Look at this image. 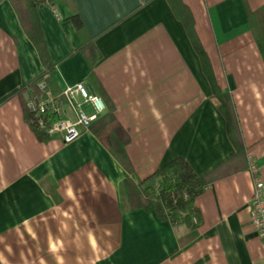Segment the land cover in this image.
Instances as JSON below:
<instances>
[{"label": "crops", "instance_id": "crops-1", "mask_svg": "<svg viewBox=\"0 0 264 264\" xmlns=\"http://www.w3.org/2000/svg\"><path fill=\"white\" fill-rule=\"evenodd\" d=\"M181 1L218 88L229 94L241 155L168 0H70L37 12L60 91L77 82L92 94L97 88L74 51L82 38L73 8L94 37V76L129 136V173L90 129L68 143L60 134L36 137L25 118L30 93L20 90L43 64L11 2L0 0V264H264L249 171L252 162L264 183V61L247 16L264 24V0ZM176 157L210 177L195 199L201 224L189 242L186 225L130 208L120 187Z\"/></svg>", "mask_w": 264, "mask_h": 264}, {"label": "trees", "instance_id": "trees-1", "mask_svg": "<svg viewBox=\"0 0 264 264\" xmlns=\"http://www.w3.org/2000/svg\"><path fill=\"white\" fill-rule=\"evenodd\" d=\"M9 1L17 14L23 30L37 49L43 64V71L31 79L20 91L25 92L28 90L30 95L50 94L64 102V96L57 88L52 77L54 64L47 53L45 38L40 28L37 12L46 5L55 6L61 1L69 2L70 0ZM168 1L176 17L181 19L185 25L191 44L199 56L202 69L210 82L213 97L219 110L225 116L227 134L235 145L238 151L237 154L241 155V136L235 112L230 105L229 94L222 92L215 82L208 57L194 30L192 15L181 0ZM247 16L255 42L264 61V24H258L254 17L255 13L250 10H247ZM70 18L82 38L81 45L74 51L81 52L83 55L90 68L89 77L97 86V88L95 87V95L99 96L104 104V111L89 125L88 129L94 133L119 164L131 173L132 165L125 150L129 136L117 121L114 115L113 103L106 93L98 88L99 83L94 76L93 68L99 59V54L95 50L93 42L94 37L88 34L83 19L75 8L72 9ZM40 82L44 83L43 88L38 86ZM24 109L26 121L36 137L40 141H47L50 136L44 128L37 124V116L28 109ZM209 180V176H198L182 157H176L155 170L139 184L133 183L129 177H126L122 180L120 187L130 208L152 210L159 219L167 220L172 226L186 225L188 228L186 242H189L197 236V229L201 224L200 214L195 206V199L203 192Z\"/></svg>", "mask_w": 264, "mask_h": 264}, {"label": "built area", "instance_id": "built-area-1", "mask_svg": "<svg viewBox=\"0 0 264 264\" xmlns=\"http://www.w3.org/2000/svg\"><path fill=\"white\" fill-rule=\"evenodd\" d=\"M40 88L44 83L38 84ZM65 101L50 94L30 95L26 99V108L37 116V124L46 130L49 136L60 134L65 143L75 140L83 130L104 111L101 98L89 93L81 82L65 87L61 91ZM80 97V101L77 97ZM83 104L92 107L93 112L88 114L82 109ZM73 112L74 118L65 116L64 106ZM52 115V117H51ZM249 171L254 175L251 196V223L264 245V183L255 176L257 167L249 162Z\"/></svg>", "mask_w": 264, "mask_h": 264}]
</instances>
